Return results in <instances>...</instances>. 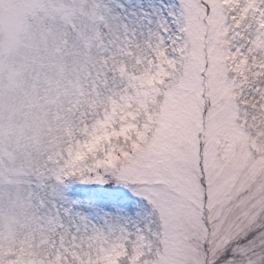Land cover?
Instances as JSON below:
<instances>
[{
    "label": "snow or ice",
    "instance_id": "6c2138e0",
    "mask_svg": "<svg viewBox=\"0 0 264 264\" xmlns=\"http://www.w3.org/2000/svg\"><path fill=\"white\" fill-rule=\"evenodd\" d=\"M0 264H264V0H0Z\"/></svg>",
    "mask_w": 264,
    "mask_h": 264
}]
</instances>
